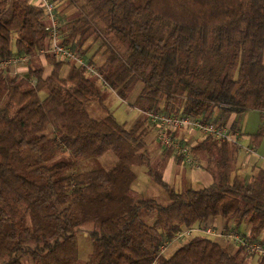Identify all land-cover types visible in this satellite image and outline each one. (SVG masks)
Listing matches in <instances>:
<instances>
[{"label": "trees", "instance_id": "trees-1", "mask_svg": "<svg viewBox=\"0 0 264 264\" xmlns=\"http://www.w3.org/2000/svg\"><path fill=\"white\" fill-rule=\"evenodd\" d=\"M52 1L62 44L83 56V44L98 40L101 80L121 98L138 87L131 105L141 115L131 126L111 111L92 117L86 105L103 104L102 87L82 65L46 51L42 7L0 0V59L24 56L27 63L25 73L0 68V264H24L21 254L32 264H246L253 258L242 246L232 251L203 233L159 254L177 232L209 216L232 221L224 232L247 224V237L264 250V167L247 180L233 176L237 147L201 136L191 150L213 168V182L176 189L163 179V165L150 162L148 129H141L149 111L207 119L210 109L220 119L264 111V0ZM46 64L51 70L44 75ZM262 137L263 129L248 134L254 146ZM107 150L117 156L113 168L62 174ZM141 165L166 203L136 195L133 167ZM87 226L93 250L80 262L77 232ZM256 264H264V253Z\"/></svg>", "mask_w": 264, "mask_h": 264}, {"label": "built area", "instance_id": "built-area-1", "mask_svg": "<svg viewBox=\"0 0 264 264\" xmlns=\"http://www.w3.org/2000/svg\"><path fill=\"white\" fill-rule=\"evenodd\" d=\"M32 4L42 7L44 17L48 22L49 29V46L46 49L53 58L64 61H74L82 65L85 71L89 74L96 75L101 79V75L95 67L88 63L84 57L75 53L69 46L62 44L61 34L59 28V17L56 14V7L52 0H30ZM25 62L24 56H10L8 58L0 59V68L17 73L18 65ZM147 120L155 129L156 140L164 148H170L176 156L182 157L187 162H193L191 157V149L188 145L183 143L180 138L176 136L179 129H193L196 130L202 137H210L216 142L229 141L234 144H240L242 138L239 130H236L228 124L210 120L207 118H192L183 113L167 114L165 112H146ZM248 152H251V146H245ZM253 149V148H252ZM203 233L211 236L213 239L224 235L230 238L233 243L242 246L246 251L252 254L261 255L264 253L262 245L247 237V233H240L238 231L230 230L229 232H220L215 229L209 219H205L201 224L194 227L186 228L177 232L171 241L162 245L159 254L164 253L166 247L176 240H184L193 235Z\"/></svg>", "mask_w": 264, "mask_h": 264}, {"label": "rangeland", "instance_id": "rangeland-1", "mask_svg": "<svg viewBox=\"0 0 264 264\" xmlns=\"http://www.w3.org/2000/svg\"><path fill=\"white\" fill-rule=\"evenodd\" d=\"M65 3L66 2L64 1L59 6L62 7V6H64ZM71 11H73V9H70L69 7H65L63 9V12H66V13H70ZM7 13H9V11H7ZM99 43L100 42L98 40H94V38L89 39L82 46L83 50L84 51L86 50L85 54H83V56L78 54V55L84 57V59L85 58L86 59L91 58L93 60L92 65L95 67L96 70H97L96 65H100L104 60V55H102V50H101L102 48L98 49ZM43 63L45 64V61H43ZM24 64L26 65L27 63L25 62ZM26 70H27V68H26ZM26 70L23 73H25ZM66 70H67V66L64 65L63 70H62V74L66 73ZM88 75L92 80L97 81L100 84V86L102 87V97H103V104H100L98 101H91V102L87 103L86 108L89 111L90 115L94 118H100V117L105 116L108 112L111 111L118 121H121V122L126 121V125L127 126L130 125L131 122L133 121V119L135 118L136 114L138 113V110L135 107H134L135 108L134 109L133 106L131 105V103L134 101L135 94L138 91V87H136L132 92H130V94L127 95L125 98H121L117 95V93L115 91H113L111 88L107 87L106 84L98 76L92 75L89 73H88ZM236 115H237L236 121H238V124L241 126V128H243V132L245 134L248 135L250 133L257 132L259 129H264V111L261 112V111L256 110V109H251V110L245 111L244 113L236 114ZM152 128H153V126H152ZM152 131L154 132V137L156 139L155 129L153 128ZM47 132L50 133V129L47 130ZM241 137L242 138L239 141V143H240L239 145L234 144V143H232V144H234L236 147L241 148L242 150H244L248 153L245 146L248 145V146L252 147V145L249 143V140H242V139H244L242 133H241ZM255 146H256V153L258 155L264 156V137H262L260 142ZM162 148H163V150L166 149L164 147H162ZM252 148H251V151H253ZM190 149H191V147H190ZM190 152H191L190 154L192 155V150ZM172 154L174 156H176L173 153V151H172ZM177 157H180V156H177ZM239 157H241V155ZM180 158H182V157H180ZM192 160H193V162H187V161L186 162L189 164H194L195 160L193 157H192ZM117 162H118V159H117V156L114 153V151L113 150H107L102 155L86 157V158L80 160L74 166L65 169L62 174L63 175L72 174L74 172H80L82 170H91V169H96V168L111 169L117 165ZM260 163H264V162L261 161V162H259V164ZM255 167H258V165H256ZM133 168H134V170L138 176L136 183H135L136 186H135V188L133 187L136 195L142 196V197H152V198H155L156 200H158L160 203H166L167 199L165 197L164 192L162 191V189L158 185H156L154 182H152L150 180V178L147 175V172L145 171L146 170L145 167L141 165V166H134ZM246 227H247V224H245V223L240 224L238 226V229L240 231H238V232L246 233L247 232V230H245ZM88 229H89V226H87V227H85V228H83L77 232L78 255H79L80 262L88 260L92 255L93 246H92V240H91L90 235L88 234V231H87ZM192 236H189L187 238H191ZM209 237H211V236H209ZM187 238H185L184 240L182 239V240H176L174 242H171L166 247L163 254L164 255L171 254L177 247L182 245L183 244L182 242L186 241ZM227 239L231 240L230 238H227ZM234 247H236V244L231 245L229 249L233 251ZM253 257H258V255L254 254ZM21 259L24 262V264H32L30 262L29 257L26 254H21ZM249 260L250 259H248V262L246 264H249V262H251ZM255 260L257 263V258Z\"/></svg>", "mask_w": 264, "mask_h": 264}, {"label": "crops", "instance_id": "crops-1", "mask_svg": "<svg viewBox=\"0 0 264 264\" xmlns=\"http://www.w3.org/2000/svg\"><path fill=\"white\" fill-rule=\"evenodd\" d=\"M6 16H9V13H7ZM40 59H41V62L44 61L43 57H40ZM26 68L27 66L24 63H20L18 65V70L20 73L24 72ZM50 70H51V67L49 65H46L44 67V75L48 74ZM137 110L139 114L138 113L136 114L135 118L133 119V121L131 122L129 126L134 124L135 121L140 117L141 112L139 109ZM205 116H208L210 120L224 122L228 124L229 126H231L232 128L239 130L240 133H242L243 138H244L242 140H248V137H247L248 135L243 132V128H241V126L238 124V121H236L237 115L235 113L230 114L226 118L220 119V111H217L216 109L212 111L210 109L205 113ZM122 122L126 123V121H122ZM150 127L152 128V125L147 120L141 126V129H144V130L148 128L144 139L146 142V147L150 153V162L151 163L158 162L159 165H163L162 176L165 181L169 182L176 189H181L182 186L184 185H190L192 188H201V187L208 186L209 184L213 182V179H214L213 174H212L213 168L210 166L208 167L206 164V161L203 160L202 158H197L193 152L191 156L195 160L194 164H189L183 158H178L177 156H174L173 154H169V156L165 157V154H164L165 150H163L160 144L156 141L154 137V132L152 131L153 128L151 129ZM176 136L180 138L182 142L186 143L190 147H192L196 143L197 139L201 137L196 130H193L190 128L179 129L176 132ZM252 147H253V151L248 152V153L242 150L241 148L237 147L234 168H233V173H232L233 176L237 175L247 180L253 173L257 171L258 168L264 167V163L259 164V162L261 161L264 162V156L258 155L256 153V146L252 145ZM240 155L241 157H239ZM256 165H258V167H255ZM136 180L132 185V187L134 188L136 186L135 184ZM208 219L211 223H213L217 231L224 232L225 227H230L231 229L233 228L232 221L226 222L222 217L209 216ZM245 230H247L248 232V225ZM234 231H240L238 229V226L236 227ZM214 240L219 242L221 245L227 248H230L231 245H234L233 241L227 239L224 235L215 237ZM236 248L237 246L234 247L233 250H235ZM256 258L257 257H253L252 259H250L249 261L251 262H249V264L250 263L256 264V260H255Z\"/></svg>", "mask_w": 264, "mask_h": 264}]
</instances>
